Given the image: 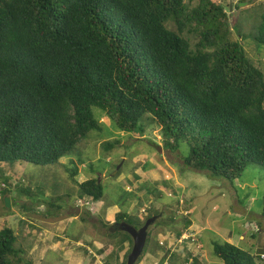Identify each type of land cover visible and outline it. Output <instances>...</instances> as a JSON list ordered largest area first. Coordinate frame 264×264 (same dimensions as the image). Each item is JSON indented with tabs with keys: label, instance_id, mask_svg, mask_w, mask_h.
<instances>
[{
	"label": "trees",
	"instance_id": "16d2710c",
	"mask_svg": "<svg viewBox=\"0 0 264 264\" xmlns=\"http://www.w3.org/2000/svg\"><path fill=\"white\" fill-rule=\"evenodd\" d=\"M185 1L0 0V199L6 211L5 198L45 196L40 186L23 187L21 177L13 185L11 172L80 157L78 144L104 132L94 110L124 133L141 132L149 118L161 128L166 149L211 179L233 183L250 166L264 168V73L231 39V16L220 3ZM259 22L253 40L264 47V11ZM67 171L80 199H103L98 178L79 183L77 169ZM62 199L45 201L61 211ZM114 221L106 224L116 230L108 237L132 247L120 224L144 223L127 212ZM17 244L16 231L1 228L0 264H35ZM213 253L223 264H258L227 242L213 244Z\"/></svg>",
	"mask_w": 264,
	"mask_h": 264
},
{
	"label": "rangeland",
	"instance_id": "374dc122",
	"mask_svg": "<svg viewBox=\"0 0 264 264\" xmlns=\"http://www.w3.org/2000/svg\"><path fill=\"white\" fill-rule=\"evenodd\" d=\"M200 1L185 3L194 7ZM212 1L230 14L231 39L242 45L264 73V47L253 40L264 0ZM189 38L192 44L196 42L195 35ZM94 113L104 132L92 133L78 144L80 157L75 154L61 159V165H27L11 172L13 185L14 178L21 177L23 187L34 190L40 186L39 196L45 195L44 200L17 194L6 211L0 199V230L12 227L17 246L35 264H123L133 245L125 242L121 246L119 237H108L116 230L106 227L122 212L144 224L155 218L142 259L136 264H223L214 255L213 244L225 242L250 252L258 264H264L262 166H250L233 183L211 179L187 168L180 153L166 149L161 128L148 116L141 132L124 133L105 115ZM114 142H118L116 147L105 149ZM67 168L77 169L79 183L98 178L105 189L103 199L97 203L80 199ZM58 197L63 198L59 203L62 210L49 209L45 200Z\"/></svg>",
	"mask_w": 264,
	"mask_h": 264
},
{
	"label": "water",
	"instance_id": "95a60500",
	"mask_svg": "<svg viewBox=\"0 0 264 264\" xmlns=\"http://www.w3.org/2000/svg\"><path fill=\"white\" fill-rule=\"evenodd\" d=\"M5 206L10 208L9 198H5ZM154 221L155 218L149 219L141 228H135L127 223L120 224V230L129 234L133 240V247L128 256L127 264H136L143 254L148 239V229Z\"/></svg>",
	"mask_w": 264,
	"mask_h": 264
}]
</instances>
